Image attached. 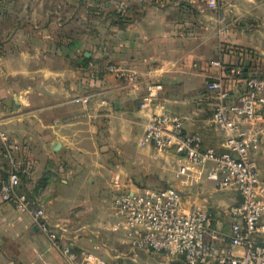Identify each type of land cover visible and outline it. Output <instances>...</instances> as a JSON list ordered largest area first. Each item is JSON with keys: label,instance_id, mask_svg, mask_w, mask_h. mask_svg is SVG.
Masks as SVG:
<instances>
[{"label": "crops", "instance_id": "obj_1", "mask_svg": "<svg viewBox=\"0 0 264 264\" xmlns=\"http://www.w3.org/2000/svg\"><path fill=\"white\" fill-rule=\"evenodd\" d=\"M246 61L249 72L264 75V0H221L218 9L194 0H0V132L30 162L23 188L44 202L76 249L109 234L112 247L129 249L110 232L113 199L148 186H173L186 205L230 220L242 202L238 191L207 179L187 185L170 169L173 155L139 145L151 114L140 103L146 83H161L168 111L183 116L205 147L223 152L207 81ZM109 63L143 81L108 73ZM86 94L96 96L81 117L73 101ZM3 150L0 138L6 179ZM254 156L264 180V134ZM33 222L0 196V264H68ZM256 240L264 245V233Z\"/></svg>", "mask_w": 264, "mask_h": 264}, {"label": "built area", "instance_id": "obj_2", "mask_svg": "<svg viewBox=\"0 0 264 264\" xmlns=\"http://www.w3.org/2000/svg\"><path fill=\"white\" fill-rule=\"evenodd\" d=\"M220 1L194 0L208 9H218ZM213 65L223 66L221 60L213 61ZM243 66L207 81L214 97L213 123L224 137L223 152L205 147L200 135L186 131L183 116L168 111L161 83H146L140 108L151 114L139 145L154 146L160 153L173 155L170 169L185 184L207 179L219 190L238 191L242 202L231 209V219L226 223L208 208L186 205L179 189L173 186L118 193L113 199L110 229L122 234L129 251L114 247L108 251L119 264H141L140 254L161 256L160 264H264V245L256 240L264 233V180L254 156L264 134V76L249 72L244 78ZM105 69L135 85L143 81L138 71L119 64L109 63ZM236 76L245 85L242 91L236 85ZM95 96L74 98L73 102L83 107L81 117L87 114ZM107 104L106 99L101 100V105ZM0 138L8 166L7 178H0L2 200L18 212L31 215L35 226L68 264H108L95 250L76 249L65 239L67 230L50 222L44 202L23 188L30 162L16 153L4 131ZM119 180L116 174L115 181Z\"/></svg>", "mask_w": 264, "mask_h": 264}, {"label": "rangeland", "instance_id": "obj_3", "mask_svg": "<svg viewBox=\"0 0 264 264\" xmlns=\"http://www.w3.org/2000/svg\"><path fill=\"white\" fill-rule=\"evenodd\" d=\"M32 220H33V218H32ZM226 223H229V221L226 220ZM110 232H112V231H110ZM112 233H114V232H112ZM109 242L113 244L112 236L110 234H109V236L105 235V240H103V241H99V240L98 241H94L93 240V242L91 241L90 248H85V249L95 250L97 255L100 257V259H105L107 262H109L108 264H119L120 261H118V260H114L113 261L112 258L110 257L108 249H109V247H112V244H110ZM97 245H101L102 247L100 249H95V246H97ZM117 247L118 248H116V246H115L114 248L118 249L121 252H128L129 251L128 247L126 245H124V244H121L120 246H117ZM61 256L63 257L62 254H61ZM7 258L8 259H6V258L4 259L3 258V261H6L8 263L11 262L10 260H12V259H9L8 256H7ZM63 259H65V258L63 257ZM146 260H147V256H145L144 254H140L139 262L141 264H143V263L146 262ZM161 260H162L161 256L154 255L153 259H151V261H150V264H160ZM9 264H12V263H9ZM14 264H21V263L18 262V261H14Z\"/></svg>", "mask_w": 264, "mask_h": 264}, {"label": "water", "instance_id": "obj_4", "mask_svg": "<svg viewBox=\"0 0 264 264\" xmlns=\"http://www.w3.org/2000/svg\"><path fill=\"white\" fill-rule=\"evenodd\" d=\"M251 65V62L246 61L244 64V78H247L249 76V67Z\"/></svg>", "mask_w": 264, "mask_h": 264}, {"label": "trees", "instance_id": "obj_5", "mask_svg": "<svg viewBox=\"0 0 264 264\" xmlns=\"http://www.w3.org/2000/svg\"><path fill=\"white\" fill-rule=\"evenodd\" d=\"M229 70V69H228ZM262 76H264V75H262ZM235 79H237V80H239L238 82H237V84H238V89L240 90V91H242V90H244L245 89V85H244V83L242 82V81H240V76H236V77H234ZM24 179H25V177H24ZM23 179V180H24Z\"/></svg>", "mask_w": 264, "mask_h": 264}]
</instances>
